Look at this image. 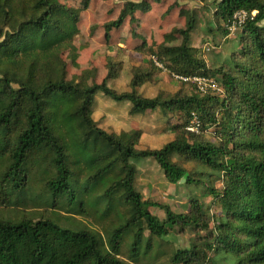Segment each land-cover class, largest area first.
Instances as JSON below:
<instances>
[{
	"label": "trees",
	"instance_id": "16d2710c",
	"mask_svg": "<svg viewBox=\"0 0 264 264\" xmlns=\"http://www.w3.org/2000/svg\"><path fill=\"white\" fill-rule=\"evenodd\" d=\"M90 1L81 0L83 10ZM122 1L119 15L103 24L107 43L126 21L137 24V14L149 6L148 0ZM213 2L214 16L226 32L235 12L256 11L240 28L242 46L230 56L232 69H209L192 48L197 26L193 10L186 12L185 27L173 32L180 39L177 45H149L136 33L131 51L149 52L183 76L203 75L216 81L219 76L223 97L200 94L193 86L191 92L180 87L171 94L158 91L147 97L139 89L159 70L132 68L139 70L132 73L129 88L117 91L110 83L120 76L123 65L114 56L105 57L106 74L100 82L84 86L79 77L67 79L68 65L76 66L78 55L79 10L61 0H0V207L25 209L29 203V208L38 209L47 196L54 208L64 197L66 213L83 217L80 196L91 194L84 185L92 191L103 187L100 199L109 201L106 211L116 194L129 206L128 219L106 239L85 227L69 229L49 218H27L24 212L17 220L0 215V264H129L120 252L123 234L130 231L129 258L136 263L151 250L150 237L160 240L174 229L197 235L209 231L208 209L198 198L190 200L185 212L175 213L136 191L132 161L149 158L167 182L203 185L202 197L211 196L219 206L208 235L176 250L169 264H264V26H260L264 0ZM96 93L130 104L131 116L158 109L162 115L178 117L180 121L168 128L172 139L160 148L142 149L139 128L103 130L92 117ZM192 115L200 121L199 133L185 131ZM210 128L212 140L202 136ZM178 157L201 166L203 171L195 174L199 177L210 171L204 175L206 181L192 177L175 160ZM151 207L163 211L164 219L151 214Z\"/></svg>",
	"mask_w": 264,
	"mask_h": 264
},
{
	"label": "rangeland",
	"instance_id": "374dc122",
	"mask_svg": "<svg viewBox=\"0 0 264 264\" xmlns=\"http://www.w3.org/2000/svg\"><path fill=\"white\" fill-rule=\"evenodd\" d=\"M148 1L149 6L137 14L139 22L137 24H129L126 21L120 31L111 33V43H107L104 38L103 24L119 15L124 8V1L91 0L88 8L83 10L81 0H61L62 3L79 10L81 16L79 34L75 38V45L78 47L76 66L68 65L67 79L75 80L79 77L83 80L84 86L100 82L106 74L104 68L105 57L114 56L117 62H122L123 70L120 76L110 83V86L117 91L128 89L132 73H135V70H139L133 69L132 71V68L139 66L141 71L151 69V67L155 68L148 59L149 52L140 55L131 51V47L136 43L133 35L136 33L140 34L149 45L156 47L177 45L180 39L174 36L173 32L185 27L187 10H193L197 17V26L191 35V46L198 50V55L204 59L207 67L209 69L222 67L225 71L233 68V64L230 65V56L232 53L236 54L242 46L240 29L235 32L223 30L224 24L214 16L215 3L213 0ZM170 6L174 7L167 13V9ZM260 26H264V21L260 23ZM206 48H209V50H205ZM70 55L71 53L69 52L66 57L64 56L68 62ZM167 70L170 71L168 68ZM155 72L152 82L145 84L139 89L142 90L141 93L144 96L153 97L158 91H163L164 95H167L175 92L180 87L185 92H191V84H181L168 72L160 70ZM215 78L217 81L214 80L219 86L220 92L214 93L223 97L219 82L220 77L215 76ZM94 102L96 103V116H99L100 121L106 122L112 130L115 129L119 132L139 127L143 133L141 144L139 145L142 149L162 147L173 137L168 131L169 126L180 121L174 115H162L158 109L145 112L140 116H131L129 114L130 104L116 102L101 93L94 95ZM210 131H212L211 128L203 131L202 136L212 140ZM175 160L180 162L194 178L199 177V175H195L197 172L203 171L201 166L190 160L180 157L175 158ZM132 164L136 168L135 189L144 200L168 205L173 212L182 213L185 212L191 199L198 198L203 207L208 209L207 217L210 220V229H213L212 219L219 215V206L211 196L202 197L203 185H187L184 180L177 184L167 182L162 171L151 158L133 160ZM75 172L77 171L75 170ZM209 173L210 171L205 170L199 178L206 181L204 175ZM82 176H85V174L80 176L79 186L84 182ZM213 178L211 177L210 180H213ZM214 185L217 188H221L219 182H215ZM83 187H87V190L91 193L80 196L83 217L66 213L69 207L67 206V199L64 197L56 200V206L51 208L50 203L47 201V196L42 197L44 199L37 206L38 209L29 208V203H26L25 209L22 206L20 208L0 207V215L6 219L17 220L24 215L22 214L24 212L27 218L33 220L49 218L58 223V225L69 229L75 230L85 227L106 239L108 233L113 231L123 220L128 219L129 206L119 194H116L111 198L110 211H106L109 201L100 199L103 187L100 186L97 191H92L90 185H84ZM75 190L78 192L76 187ZM149 211L159 220L164 219V213L159 208L151 207ZM209 231H199L197 235L187 229L182 233L174 229L169 236L163 239L158 240L150 237L151 250L146 255L141 254L136 263H132L129 258L133 232H124L120 258L129 264H169V259L176 250L187 249L192 243H198L199 239H201L200 236L208 235ZM145 237H148L147 231L145 232Z\"/></svg>",
	"mask_w": 264,
	"mask_h": 264
},
{
	"label": "built area",
	"instance_id": "2783aa9c",
	"mask_svg": "<svg viewBox=\"0 0 264 264\" xmlns=\"http://www.w3.org/2000/svg\"><path fill=\"white\" fill-rule=\"evenodd\" d=\"M255 14L256 11L248 13L245 10H238L233 14L231 20L228 23V32H235L237 29H240L247 20H252ZM205 50L208 51L209 48H206ZM148 59L156 69L162 72H168L175 80L179 81L180 83L191 84L195 91L200 94H206L208 92H220L219 86L211 77L203 75L183 76L168 71L164 64L155 55L151 54ZM200 126L201 124L198 118L195 115H192L188 124L185 126V131L189 133H199Z\"/></svg>",
	"mask_w": 264,
	"mask_h": 264
},
{
	"label": "crops",
	"instance_id": "0c3cea01",
	"mask_svg": "<svg viewBox=\"0 0 264 264\" xmlns=\"http://www.w3.org/2000/svg\"><path fill=\"white\" fill-rule=\"evenodd\" d=\"M92 117H93V119L95 120V121H100V118H99V116H96V106H95V108H94V112H93V115H92ZM100 127L103 129V130H105V131H114V132H117V130H112V128L111 127H109L107 124H106V122H102V121H100ZM134 128H139V127H134ZM140 129V128H139ZM126 131V130H125ZM142 137H143V135H142ZM142 137H141V140H142Z\"/></svg>",
	"mask_w": 264,
	"mask_h": 264
}]
</instances>
